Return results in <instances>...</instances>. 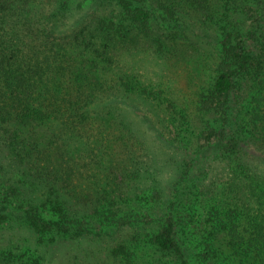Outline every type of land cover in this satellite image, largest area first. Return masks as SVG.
Segmentation results:
<instances>
[{"label":"rangeland","instance_id":"1","mask_svg":"<svg viewBox=\"0 0 264 264\" xmlns=\"http://www.w3.org/2000/svg\"><path fill=\"white\" fill-rule=\"evenodd\" d=\"M19 2L22 1L8 0L6 3L14 12ZM30 2L36 21L41 16L38 6L54 12L51 20L57 25L58 36L69 41L70 45L76 42V32L83 24L95 23L105 13L112 14L116 5L99 0ZM234 14L240 17L238 8ZM243 14L247 23L244 32L248 41L246 52L251 56L249 61L255 63L256 58L264 59V26H259L254 9L245 8ZM206 18L216 19L217 15L209 17L203 10L202 14L190 12L168 22L155 20L151 23L152 29L145 32L140 24H136L140 30L138 34L132 31L113 45L117 47L110 53L115 59L114 67H108L104 72L107 83L104 91L118 90L119 95L115 96L118 102L111 101L116 104L118 112L119 109L125 111L127 119L123 115L116 116L121 123L117 133L137 134L131 143L132 151L121 143L113 149L119 151L120 156L131 155V161L114 157L104 165L114 170L112 177H118L119 191L130 196L129 207L120 212L122 218L125 216L122 226L105 227L101 224L99 216L105 206L95 204L98 196L93 190V194L81 204L101 226L94 222L90 225L75 223L80 230L66 234L41 231L24 220V211L18 210V205L0 204V211L8 214L5 222L0 224V264H178L179 256L160 250L151 240V234L159 229L164 221L162 218L169 212L175 216L181 212L185 222L179 221L176 229L180 233L176 239L189 264H249L242 255L234 252L231 245L233 224L224 205L230 201L238 206L243 203L246 207V204L240 199L245 193L238 185L234 189L230 187V192L224 191L230 186L234 171L229 168V157L221 150L226 124L224 118H220V112L223 116V108L230 104L228 110L231 113L227 112L230 117L246 113L247 118L257 116L264 121V65L260 70L255 64L228 68L225 54L218 50L216 39L221 23L215 25L214 20L207 22ZM251 30H258L256 36L261 37L256 39L249 32ZM223 69L231 71L234 87L229 103L217 108L213 88ZM248 103H253L251 109H244ZM110 108L108 104L99 107L98 113L93 115L108 116ZM262 124L264 126V122ZM251 131L246 137L253 143L252 149L261 151L264 157V128L262 134L253 138ZM104 134L106 139L115 135L106 129ZM68 141L77 146L74 138L69 136ZM59 146L62 148V143ZM67 147L74 153L80 151ZM60 148H54L53 157L62 150ZM109 148L101 149L100 154L108 152ZM240 154L245 160L252 158L244 150ZM49 161L54 166L59 164L52 159ZM184 165L189 166L187 174H183ZM189 182L191 185L187 187ZM1 184L0 189L4 185L1 187ZM71 185L76 188L74 201L78 204L85 190L78 189L75 183ZM3 195L0 194V201ZM135 197L139 200L135 201ZM137 206L141 209H135ZM216 208L224 210L227 227L222 231L219 217L214 224L208 222L209 213ZM46 209L50 213L51 209ZM121 245L126 248L119 249Z\"/></svg>","mask_w":264,"mask_h":264},{"label":"trees","instance_id":"2","mask_svg":"<svg viewBox=\"0 0 264 264\" xmlns=\"http://www.w3.org/2000/svg\"><path fill=\"white\" fill-rule=\"evenodd\" d=\"M7 1L0 0V181L4 184L0 189V194H4L0 204L18 205L16 208L24 211L23 218L29 225L54 235L78 232L80 229L75 223L94 222L97 226L114 227L122 226L125 221L120 212L129 207L130 196L119 191L118 177H112L114 170L104 165L114 157L131 161V155L120 156L113 149L121 143L132 151L131 143L137 134L131 132L132 137L130 133H117L121 123L116 116L127 118L125 111L118 112L115 104L118 90L104 91L107 87L104 72L114 67L115 59L110 53L117 47L113 45L132 31L140 32L136 24L145 32L152 29L151 23L155 20L168 22L190 12L202 14L204 10L209 17L217 15L216 19L206 18L207 22L221 23L216 39L228 68L255 64L260 70L264 65L261 58H256L255 63L249 61L244 35L247 23L242 18L243 10L252 8L258 14L259 26L263 27L264 0H99L116 4L114 12L101 15L95 23L83 24L76 32V42L71 45L58 36L57 25L51 20L54 12L38 6L41 16L36 21L31 0H20L14 12ZM237 8L241 18L234 14ZM249 32L256 39L261 37L256 36L258 30ZM233 87L231 71L223 69L213 88L217 108L229 103ZM124 91L133 94L130 90ZM101 93L104 96L98 97ZM107 104L111 106L110 115H93ZM252 104L248 103L244 109H251ZM229 107L230 104L223 108V116L220 112L226 124L221 150L229 157V168L234 172L230 186L224 191L230 192L238 185L245 193L243 198L239 197L246 204V207L243 203L238 206L230 201L224 205L233 224L231 245L249 264H264V157L261 151L252 149L253 143L246 137L251 130V138L262 134L264 121L257 116L247 118L246 113L230 117ZM104 129L115 135L106 139ZM69 136L77 146L68 141ZM67 145L80 151L74 153ZM108 146V152L100 154ZM54 148L62 149L55 157ZM241 150L252 158L245 160ZM51 159L59 162V166L50 164ZM188 168L184 165L183 174H187ZM73 181L78 189L85 190L78 204L74 201ZM190 185L189 182L187 187ZM92 190L98 196L95 204L105 206L99 216L101 224L81 204L93 194ZM136 200L139 198L135 197ZM46 208L51 209L50 213ZM216 209L209 213L208 222L214 224L219 217L222 231L227 227L224 210ZM179 213L165 214L159 229L150 233L151 240L160 250L179 256L178 264H189L176 239L180 233L176 227L184 222ZM7 217L6 211L1 210L0 224ZM124 247L121 245L119 249Z\"/></svg>","mask_w":264,"mask_h":264}]
</instances>
